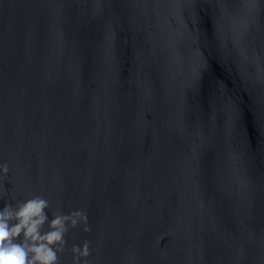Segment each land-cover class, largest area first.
<instances>
[{
	"label": "water",
	"instance_id": "95a60500",
	"mask_svg": "<svg viewBox=\"0 0 264 264\" xmlns=\"http://www.w3.org/2000/svg\"><path fill=\"white\" fill-rule=\"evenodd\" d=\"M4 161L57 264H264V0H0Z\"/></svg>",
	"mask_w": 264,
	"mask_h": 264
},
{
	"label": "clouds",
	"instance_id": "9594fccd",
	"mask_svg": "<svg viewBox=\"0 0 264 264\" xmlns=\"http://www.w3.org/2000/svg\"><path fill=\"white\" fill-rule=\"evenodd\" d=\"M8 171V162H0V172ZM49 204L46 197L36 194L0 207V264H57L69 222L75 226L86 220L87 214L77 209L50 217ZM73 250L79 254V260V256L88 255V243L82 248L74 245ZM82 264H88L87 260Z\"/></svg>",
	"mask_w": 264,
	"mask_h": 264
}]
</instances>
